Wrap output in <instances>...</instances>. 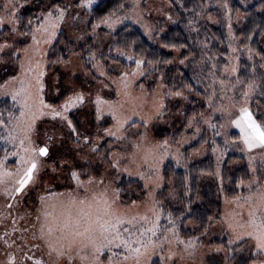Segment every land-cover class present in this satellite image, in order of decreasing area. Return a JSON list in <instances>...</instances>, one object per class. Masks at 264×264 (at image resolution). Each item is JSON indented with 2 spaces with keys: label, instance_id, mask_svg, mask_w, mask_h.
I'll return each mask as SVG.
<instances>
[{
  "label": "snow or ice",
  "instance_id": "obj_1",
  "mask_svg": "<svg viewBox=\"0 0 264 264\" xmlns=\"http://www.w3.org/2000/svg\"><path fill=\"white\" fill-rule=\"evenodd\" d=\"M41 2L43 4V0ZM92 2L79 0L76 6L90 7ZM0 7L5 9L8 23L13 25L8 29L11 39L19 31L15 26L19 5L15 0H9L8 4ZM69 14V5L64 4L63 0H50L43 4L36 23L33 24L30 18L27 30L22 33L30 38V44L21 49L15 47L16 41L0 43V53H4L9 60L18 61L20 70L19 75L0 85L4 94L10 95L12 101L19 105V116L10 113L7 122L0 118V127H7L8 130L7 137L0 136V139L13 144L16 151L11 155L17 157L15 172L0 171V184L5 183L4 177L14 178L9 181L10 187H4L2 194L15 199L18 195L31 198L30 193H36L30 207L25 201V216L29 219L30 228L23 229L24 233H28L22 237L21 249H26L23 261L30 264H177V260L184 259L183 253L194 256L197 242L203 243L200 237L182 240L171 214L167 218L169 226L162 227L161 209L153 192V185L158 188L163 180L159 166L169 155L168 141L153 143L146 133H128L130 128L137 125V121L147 128L151 120L162 118L166 111L163 101L152 93H144L142 85H139L142 89L140 95H134L131 91L135 86V77L143 74L144 62L137 59L136 71L119 76L115 92L117 99H103L98 92L93 101L96 139L112 138L116 144L115 150L110 146L101 154L102 145L93 141L91 133L79 132L67 115L71 109L83 105L86 99L76 73L69 70L63 82L57 78V84H66L72 91L62 105L57 107L45 102L47 53L42 46H51L57 40L58 32ZM102 22L111 26L109 17ZM5 23V18L0 17V27ZM98 26L93 25V28ZM249 53L251 60V49ZM261 59L264 60V56ZM88 62L99 71L100 76L105 75L102 66L95 62L94 53H90ZM51 63L67 66L70 61L58 56ZM261 68H264V64H261ZM237 71L238 66H232L231 72ZM260 78L264 80V74ZM8 85H12L11 91ZM220 85L223 94L218 95L213 85L207 102L209 108L227 119V127L238 130L235 138L225 141L226 145L242 146L241 151L248 153L255 149L264 153V111H253L254 102L264 105V86H258L255 79L241 80L238 75L234 82L229 80L226 85L221 80ZM103 86L109 87L107 84ZM238 87L239 97L235 95ZM258 87L260 91L257 96ZM229 90L233 95H227ZM165 95L184 100L188 98L183 91H170ZM216 99L221 102L218 108L214 106ZM225 100L227 103H224ZM105 112L114 123L112 127L101 129L99 122L104 119ZM46 116L60 122L61 131L66 124L76 146L70 150L74 151L72 158L52 156L50 148L55 139L54 132L49 134L45 129L41 141L37 122ZM205 123L215 128L210 118ZM52 127L55 129L56 125ZM220 127L225 125L221 124ZM216 135H220V132L217 131ZM7 156L6 152L5 159ZM248 159L251 167L255 156L250 155ZM3 167L4 161L0 160V169ZM132 167H135V174L144 183L139 186L141 191L135 199L131 196L125 199V190L117 179L124 173L132 175ZM58 180H63V184H58ZM132 191L135 193V190ZM225 203L229 202L226 200ZM231 204L234 207L215 217L222 224V230L229 235L228 245H247L252 264H264V185L254 179L247 186V195L233 197ZM213 219L209 217L207 226L202 225L201 235H211ZM33 249L39 250V257ZM235 250L231 247L228 249L232 252ZM216 251H221V247L217 246ZM8 259L9 264H15V256L9 254Z\"/></svg>",
  "mask_w": 264,
  "mask_h": 264
},
{
  "label": "rangeland",
  "instance_id": "obj_2",
  "mask_svg": "<svg viewBox=\"0 0 264 264\" xmlns=\"http://www.w3.org/2000/svg\"><path fill=\"white\" fill-rule=\"evenodd\" d=\"M99 1L100 0H93L90 7L81 8L76 6L79 0H63L64 4L69 5L70 14L68 15L66 23L58 32L57 38L61 32H64L69 37V39L74 41L76 44H79L84 43L87 38L99 35L100 30L104 29L106 34L103 35V37L106 39V41H108L110 34L115 33L122 26L127 24L138 27L152 45H157L161 36L165 34L168 29L174 26L183 28L189 37V48H185L175 53V62L172 67H180L191 71L193 82L197 88L204 93V96L200 98V101L204 102V110L196 109L198 111V115H195L194 113L188 115L185 109L188 105H190L189 94L187 91H183L188 97L187 100L166 96L165 93L173 91L174 87H169L167 84L168 78L165 77L159 80L160 83H158L153 93L155 97L162 100L166 106L164 116L160 118L158 122L156 121L158 119L151 120L148 123L147 128L136 125L128 130L129 135L134 132L146 133L148 138L153 143L163 142L165 140L168 141L170 145L169 155L159 166L161 176L163 168L168 162H173L178 168L180 167L182 169H187L191 163L198 162L207 157L208 152L210 151L207 148L200 150L198 153L190 154H187L185 149L187 146L189 147L198 141L204 132L208 133L209 144L212 146V150L210 152L213 153L215 159V174L211 179L217 184L218 190L215 194L217 201L221 203V207L219 210H214V219L212 221L214 226L210 229L211 235L198 236L200 237V241L203 243L197 242L194 256H189L187 253H183L184 259L177 260V264H233L232 259L235 255L238 257L240 253H244V255L250 257L247 245L240 246V250H237L238 245L236 244L231 246L228 245V233L225 230H222V224L215 220V217H217L219 214H222L225 210L234 207V205L231 204L232 199H228L225 195V192L223 191L221 170L227 153H242L246 157L245 160L249 167L251 178L247 184H242L239 186V191L240 195H247V186L254 179L259 180L260 184L264 185V159H262L264 153H262L260 149H255L252 153H248L241 151L242 146L237 147L232 143H228L226 145L225 141H231L233 138H235L238 135V130L227 127V119L222 118L220 112H214L212 108H209L207 98L212 93L213 85L218 95L223 94L221 93V80H224L226 85L228 84L229 80L234 82L237 75L241 80H244L241 76V73L245 69L242 66L244 61L249 63L251 66L248 79H255L258 86H264V80H261L260 78L261 74H264V68H261L262 62L259 61L257 56L252 51V59H249V48L243 46V44L241 45V39L237 36L238 31L242 28L246 20V17L242 15L234 16L232 12V5L235 3L243 7H248V5H251L257 0H132L128 9L123 10L119 15L109 17L111 26L101 21L97 24L99 25L98 27H92L89 30V19L87 16L88 12ZM49 2L50 0H47L44 4ZM8 3L9 0H0V6L6 5ZM15 3L19 5V7L16 9L18 20L15 23V26L19 29V31L14 37H11V39H9V34H7L4 38L0 37V43L5 42L6 40L9 43L16 41L18 43L15 44V47L22 49V44L24 47H26L27 44L31 43L29 37L22 35L23 32L20 31L19 24L23 10L26 7V1L15 0ZM41 11L37 13L36 17L40 15ZM74 16L76 17L75 19H73ZM0 17H4L6 21L5 26L0 27V30L6 28L8 29L13 26L12 24L8 23V14L3 7H0ZM36 17L33 20V24L36 23ZM218 30L224 31V46H220L217 49L216 45L218 41L215 32ZM55 41H53V43ZM96 43L97 42H95V45ZM260 45L261 49L264 51V37ZM51 46H42L47 55ZM223 47L224 53L222 56L219 51ZM86 50L89 51L87 56L88 61L90 59V53H94L95 62L102 66L105 75L100 76L99 71L92 67L91 62H88V64H90L91 70H87L86 65L82 60V53L80 51L71 54L67 60L70 61L67 66L63 64L51 65L48 63L46 56V87L44 99L46 103H50L52 105H54L55 99V101L64 99L62 102L63 104L68 96L72 95V91L67 87L66 84L63 86L57 84V78L59 77L63 82V80L67 78L69 70L76 73L78 84H82V90L85 91L86 99L83 105H78L76 108L71 109L67 115L73 121L74 125L75 122L77 123L76 125H78L77 127L79 132L92 134L93 141L102 145L100 148V153L103 154L110 146L115 150L116 144L112 138L108 137H102L99 141H97L95 135L97 123L94 120L95 105L93 101L95 100L98 92L103 99H117L115 92L118 78L121 74L118 77H112L108 74V71L105 68V63L101 61L99 57V53H101L102 49H100L99 52L97 48H86ZM183 53L188 54L186 60L181 59V57H183ZM123 56L124 54L121 53L114 54V57L122 58ZM128 57L131 56H124L128 62L134 61L133 57H131L132 59H129ZM181 61H183V63H181ZM15 62V59L9 60L4 53H0V69L7 64H13ZM234 65L238 66L237 73L231 72V68ZM253 67L255 68V73H253ZM118 70L119 66H112L111 68V71L115 73ZM19 71L17 75H19ZM133 71H136V66L131 72ZM142 73V75L135 77V86L131 89L134 95H140L142 92L141 87L137 88V85L145 75L143 68ZM170 77L169 79L173 83L178 79V75L176 74ZM104 84L109 85V87H104ZM11 88L12 85H8L9 91H11ZM259 91L260 88L258 87L256 93L257 96L259 95ZM143 92L147 93L145 88H143ZM227 95L231 96L233 95V92L229 90L227 91ZM235 95L239 97V87L237 88ZM5 99H9L12 103H14L11 99V96L5 95L3 89H0V101ZM168 100L172 101L170 105L168 104ZM220 103L221 102L219 99L214 100L215 107L218 108ZM224 103H227V101L225 100ZM195 105L196 104H193V108ZM14 106L17 109L19 107V105L15 103ZM258 109L264 111V105H259L254 102L253 111L257 112ZM1 118L5 122L9 120V116L7 115ZM107 118L111 119V117L107 115V112H105L103 120ZM209 118L215 125V128L209 127L208 124L205 123V120ZM137 122L140 123L139 121ZM189 122H191V126H189ZM113 123L114 122L112 121L110 127H112ZM53 124L56 125L55 129L52 127ZM221 124H224L225 127L221 128ZM37 126L41 132V141L44 139L43 133L45 129L49 131V134H53L54 132L55 139L51 142L50 148L51 154L54 158H59L60 156L72 158L74 156V151L70 150H74L76 146L74 143V138L67 129L66 124H64L63 130L61 131L60 122L52 121L50 117L46 116L42 121L37 122ZM152 126L160 127V129L167 127L170 131V134L174 133L176 129H182L183 135L175 144L171 141V138L161 139L155 137L153 130L154 128ZM8 127H11V125H8ZM197 128H199V132H197ZM217 131L220 132V135H216ZM7 135V127H0V136L7 137ZM217 138L221 139L224 145L223 147H220L216 143L215 140ZM213 149H215V151ZM15 151L16 148L12 143H7L5 139H0V160L4 161V167L0 169V171H16L15 161L17 160V157L11 155V153ZM6 152L8 153L7 159H5ZM250 155L255 156L251 167L249 166L248 159ZM130 170L132 171V175L124 173L118 177L117 182L119 183L121 178L124 176L130 179L140 180L135 174V167H132ZM11 179L14 178L4 177L5 183L0 184V264H9V254L15 256V264H30V262L23 261V254L26 249L22 251L21 243L22 237L28 235V233H24L23 229L26 227L30 228L29 219L25 216V201L27 200V206L30 207L32 199L35 198L36 193H30L31 198H22L21 195H18L15 199H9L8 197L4 196L2 192L5 186L10 187L9 181ZM140 181L142 184L144 183L143 180ZM57 183L63 184V180H58ZM162 186L163 180L158 188L153 185V192L155 193L156 200L158 193L162 190ZM174 195L175 194H171L172 204L174 203L173 201L175 199ZM226 200L229 202L228 204L225 203ZM196 203L198 205H208V202L204 200L202 196H199ZM158 204L162 214L161 226H169L167 225V218L169 217V214H171V218L174 220L172 215L173 213L169 212L168 210H166L167 212L164 211L159 202ZM9 205H11V207H9ZM22 217L25 218L22 219ZM174 221L176 224V230L182 240L194 238L183 237L181 232V220L180 222H177L176 220ZM184 229L186 232L194 231L190 224H187ZM169 235L171 234L169 233ZM215 240H219L220 242L224 240L226 241V246L219 245L221 247V251L219 252L216 251L217 246L212 245ZM173 247L175 248V245H173ZM229 247L236 250L234 252L228 251ZM32 251L37 257L40 256L39 250L33 249Z\"/></svg>",
  "mask_w": 264,
  "mask_h": 264
},
{
  "label": "trees",
  "instance_id": "obj_3",
  "mask_svg": "<svg viewBox=\"0 0 264 264\" xmlns=\"http://www.w3.org/2000/svg\"><path fill=\"white\" fill-rule=\"evenodd\" d=\"M25 1L26 7L23 10L19 23L21 32L27 30L26 25L28 20L30 18L34 20L47 0H43V4L41 0ZM131 2L132 0H100L88 12L89 30L93 25H97L103 21L105 17L119 15L123 10L128 9ZM232 12L234 16L242 15L246 17L242 28L237 33V36L241 39V45L243 44V46L251 49L259 61L264 64V60L261 59V56H264V51L260 45L264 37V0H257L251 5H248V7H243L235 3L232 5ZM8 29L0 30L1 38L9 34ZM223 32V30L215 32L218 41L216 45L217 49L220 46H224ZM105 34L106 31L101 29L99 35L87 38L84 43L76 44L69 39L66 33L61 32L48 52V63L57 65L51 63V61L56 60L58 56L67 61L71 54L80 51L82 53V60L87 70L90 71V64L86 63L89 54L86 48H97L98 52L102 49L99 57L105 63L108 74L112 77H118L124 72H131L136 66L135 61L139 59L144 62L142 68L145 75L139 81L137 88H140L139 85H142L147 93L153 94L156 86L160 83L159 80L167 77V84L170 88L172 86L174 87L173 91H187L189 94L190 105L185 109L188 115L193 113L198 115L196 109L204 110V102L200 101L204 93L193 82L191 71L180 67H172L175 62V53L189 48V37L183 28L179 26L171 27L161 36L157 45H152L143 32L131 24L124 25L115 33L110 34L108 41L103 37ZM95 42H97L96 45ZM21 46L24 48L23 44ZM115 53H123L124 56H131L134 58V61L128 62L124 56L122 58L114 57ZM219 53L223 56L224 47ZM182 56L181 59L186 60L188 54L183 53ZM18 63L16 61L13 64H7L0 69V85L12 76L18 74ZM112 66H119V70L116 73L111 71ZM242 66L245 69L241 73V76L243 79H248L251 66L245 61ZM175 74L178 75V79L173 83L169 77ZM189 86L191 93H189ZM55 100L54 105L59 106L64 99L60 101ZM171 103L172 101L168 100V104L170 105ZM193 104H196L194 108ZM10 113L15 116L19 115V111L15 108L14 103L9 99L1 100L0 118L6 115L9 116ZM156 121L158 122L159 119ZM111 122L112 120L110 118L101 121L99 123L100 128L110 127ZM137 125L144 126L138 122ZM152 127L154 128L155 137L161 139L171 138V141L175 144L183 135L182 129H176L174 133L170 134L167 127L163 129L157 126ZM215 141L220 147L224 146L220 138H217ZM205 148L210 151L212 150L207 132H204L198 141L189 147L187 146L185 151L187 154L198 153ZM210 151L207 157L198 162L191 163L187 169L178 168L173 162H168L162 171L163 186L157 195V200L164 211L168 210L173 213L174 220L177 222L181 220V232L185 238L200 236L203 231L202 225L207 226L209 222L208 218L214 217V210H219L221 207V203L217 201L215 194L218 190L217 184L211 179L215 174V159L213 153ZM226 155L221 170L223 191L228 199H233V197L240 195L239 186L247 184L251 178V174L245 160L246 157L242 153L229 152ZM119 185L125 190V199L130 196L135 199L136 194H139L141 191L139 186L142 183L140 180L130 179L124 176L121 178ZM132 190H135V193ZM171 194H175L173 204ZM199 196H202L208 202V205H198L196 201ZM187 224H190L194 231L186 232L184 227ZM212 245L226 246V241L220 242L219 240H215ZM240 249L241 247L238 246L237 250ZM232 262L233 264H252L251 258L244 255V253H240L238 257L237 255L233 256Z\"/></svg>",
  "mask_w": 264,
  "mask_h": 264
}]
</instances>
